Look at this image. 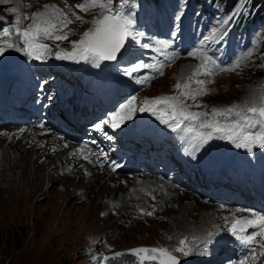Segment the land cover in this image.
Listing matches in <instances>:
<instances>
[{"label":"rangeland","instance_id":"rangeland-1","mask_svg":"<svg viewBox=\"0 0 264 264\" xmlns=\"http://www.w3.org/2000/svg\"><path fill=\"white\" fill-rule=\"evenodd\" d=\"M234 1L236 3L240 0ZM79 2L81 0H67V6L64 0H16L14 5L9 4L8 6L0 2V32H2L8 16L10 24H13L17 15L31 16L34 12L42 11L44 5L54 4L65 12L71 8L85 23L69 24L64 29L71 33L68 39L62 42L55 41L50 49L54 52L55 45H59L70 51V41H78L85 31L92 28V20L100 12L99 9H93L85 13L76 7ZM211 2L212 0L162 1L164 5L161 8L163 18L149 15L148 23L144 21V15H142L145 10H142L141 14H137V28L144 33L140 37L144 43H149L150 38L155 35L161 36L164 40L172 39L175 17L181 11L183 17L179 21L180 34L175 38L171 47L162 51L161 59L154 47L145 49L140 45L128 43V51L120 57L130 51L133 52V57L126 62H117L115 66L111 65L112 71L109 80L126 88L123 92V96L126 97L124 104L135 96L134 107L138 109L146 99L178 96L185 104L191 106L190 111H207L209 115H211L213 107L228 108L252 102L259 104L260 98L264 97V30L262 34H258L257 39L252 40V43L242 47L232 46L223 51L215 41L210 40L201 44L203 38L211 34V30L217 25V22L223 19L220 16L227 17L233 10L230 7L231 1L229 3L228 1L220 2L219 6L221 7H218L217 10H213ZM252 2L256 7H264V0H252ZM114 4H117V0H114ZM198 4L202 7V14L210 13L211 19L215 22L206 24L199 35L194 34L199 29L193 31L194 25L189 22V30L186 34L192 33L196 37L188 35L180 40L182 31L185 33L183 24L186 9L189 7L190 12ZM14 8L18 11L13 12ZM217 14H219L218 18L215 17ZM154 19H159V21L154 22ZM29 22L25 21L24 27H27ZM220 27L222 28V25ZM7 39L9 37L3 36L0 38V43ZM196 48H202L208 55L217 58L218 62L225 67L231 68L237 60L240 61L239 66L234 70L217 71L212 76L205 75L204 70L201 69L200 74L193 77V72L200 63L195 62L194 57L188 56L187 53ZM183 50L185 52L180 53ZM49 60L50 57H47L44 61ZM136 61L154 65L155 68L163 64L162 74L155 68H146L134 73L131 77L124 75L123 69ZM145 77L148 78L147 82H137V78L144 79ZM189 77H192L191 81H189ZM196 80H204L206 83L198 85ZM177 84H180L181 88L178 89ZM184 84H188L187 89L183 87ZM197 88L204 89L206 94L197 95L195 99L185 98L181 95L184 91H192ZM196 105H200V107H196ZM187 126L189 125L186 124ZM258 130L259 127L252 129L253 132ZM181 132L184 137H189L190 133L186 130ZM32 136L34 137V135H28L27 139L19 140H11L5 136L0 137V264H103L101 258L115 251L135 247L174 249L179 246L180 239L192 238L196 235L204 237L209 232L218 234L222 229L223 231L218 237L220 244L216 247L214 254L210 253L216 241L209 245L208 255L193 256L192 260L186 259V264H223L221 262L226 258L222 256L226 253L228 227L231 219L237 216L235 211L203 203L197 197L186 193L188 191L185 188H188L182 181L181 185L175 186V189L172 186H167L173 191L169 190L166 198L165 195L159 198L161 192L156 190L153 195L147 193V199L141 201L146 208L138 207L137 209L136 207L134 213L127 210L122 215L118 212L116 214L117 207L109 208L111 200L121 199L126 189L132 191L135 187L134 184L138 182L136 180L140 181L141 178L127 179L123 176L125 178L123 180L122 175H111L104 170L95 169L91 170L96 172L87 175L83 169H79L85 178L95 176L94 178L98 181L99 178L106 177L107 182L103 186L104 193H101L102 190H100L99 193L87 198L83 192L76 193L79 188H85L87 185L82 181L76 182V178H73L72 182L60 179V176L54 171L58 169L56 166L61 163L54 165L55 161L45 162L43 148L38 151L39 157L34 160L12 152L11 147L14 145L29 146ZM211 142L221 144L222 140L216 139ZM38 143L46 147L41 138ZM225 145L232 147L233 144L225 141ZM45 150L47 151V149ZM222 152L223 158L220 162L229 160L228 152L226 150H222ZM250 154H255L257 160L250 162L247 158V155ZM11 155L19 162L14 161L15 164L10 165ZM198 155L199 153L196 154V160L199 159ZM238 161L247 169L258 166L260 173L264 174V165L260 166V163H264V149H259L257 152L243 150L236 156L234 163H238ZM110 177L115 179V185L110 181ZM87 182L89 181L87 180ZM158 184L164 185L161 182ZM111 185L113 186L111 187ZM155 195L156 197L158 195V201ZM169 201L171 204L167 203ZM100 209L102 210L101 215H98ZM147 212L153 214H143ZM236 218L244 217L237 216ZM174 254L179 255L178 253ZM255 256V259L251 257V264H264V256L259 255V250ZM182 264H184V258H182Z\"/></svg>","mask_w":264,"mask_h":264},{"label":"snow or ice","instance_id":"snow-or-ice-1","mask_svg":"<svg viewBox=\"0 0 264 264\" xmlns=\"http://www.w3.org/2000/svg\"><path fill=\"white\" fill-rule=\"evenodd\" d=\"M67 6V0H64ZM81 0L76 7L81 11L88 13L93 9H99V15L92 20L93 27L85 31L78 41H70L71 51L55 45L56 50L51 52L55 41L67 40L70 32L64 31L71 23H85L80 16H77L71 8L67 12L61 10L54 4L44 5L42 11L31 14L17 15L11 27H6L0 32V35L9 37V39L0 43V56H3L7 50L14 49L23 53L29 60L44 61L49 56H54L56 60H71L79 63L84 61L99 68L102 62L116 61L119 56L128 51V43L140 45L145 49L152 48L149 43H144L140 37L144 33L137 28L138 5L135 0ZM13 12L18 9H12ZM234 15L225 17L217 22V25L211 30V34L205 36L201 41L204 44L207 41L222 42L229 34L228 25L235 22ZM183 17V12H178L175 17V27L170 40H159L156 43L160 46L155 51H163L171 47L175 38L180 34L179 21ZM25 21H30L27 27H24ZM220 25L225 27L221 28ZM14 37V38H13ZM49 41L53 42L50 44ZM22 45V46H21ZM132 55V53H129ZM190 57H197L201 63L193 72V77L200 74L201 69L208 76L214 75L217 71L234 70L239 66L240 61L233 63L231 68L221 65L217 58L208 55L202 48H196L187 53ZM175 59V57H173ZM160 65L155 68L154 65L146 64L143 61H136L123 69V74L133 76L134 73L142 69L155 68L162 74ZM144 79L137 78V82H147ZM192 77H189V81ZM198 85L206 83L204 80H196ZM211 82V81H207ZM185 89L188 84H184ZM177 88H181L177 84ZM206 94V91L197 88L192 91H184L181 95L185 98L195 99L197 95ZM136 97H131L125 104L120 105V110L111 114L109 119H105L94 125L99 131H104V125L110 124L114 129L120 128L122 122L132 119L135 112L134 101ZM145 105L151 107H140L141 112L150 111L156 116L161 124L166 125L173 131L194 132L189 147L184 148L186 155L196 159V154L206 149L210 142L221 139L232 143L236 148H243L251 152L254 148L264 149V97L260 98L257 105L255 102L245 105H235L228 108H211L209 112L190 111V105L184 103L178 96H162L152 100H145ZM200 107V105H196ZM186 122L189 125L186 127ZM259 127L258 131L252 129ZM107 136V133H105ZM108 139L112 137L108 136ZM103 166V165H101ZM118 166V165H116ZM115 170V166L113 168ZM237 211H250L238 209ZM152 215V212L143 213ZM254 229L248 232L247 229ZM228 231L235 241L246 250L232 264H247L249 257L256 258L257 247L259 255L264 256V214L251 211L250 217L233 218L229 224ZM217 233L209 232L204 237H193L191 241L187 237L179 240V246L174 249L165 247H141L133 249L130 253L117 252L112 256L102 257L103 264H184L186 259L192 256H206L209 254V245L217 239ZM257 237H260L257 241ZM174 253H178L174 254ZM135 259H126L128 255Z\"/></svg>","mask_w":264,"mask_h":264},{"label":"bare ground","instance_id":"bare-ground-1","mask_svg":"<svg viewBox=\"0 0 264 264\" xmlns=\"http://www.w3.org/2000/svg\"><path fill=\"white\" fill-rule=\"evenodd\" d=\"M0 2L3 4V5H5V6H8L9 4H11V5H14V2H16V0H0ZM18 4V3H17ZM14 38V37H13ZM157 41H159V40H155V44H157L156 42ZM158 45V44H157ZM13 51H11L10 49L9 50H7L8 52H10L11 54H14V55H16L18 52L17 51H15L14 49H12ZM194 60H195V62H198V63H201V61H200V59L199 58H197V57H194L193 58ZM3 65V64H2ZM151 107V106H150ZM150 114H151V112L150 111H145L144 112V118H141L140 119V121L138 122H136V123H138V124H144V123H146L147 122V120H148V118H149V116H150ZM14 138H11V140H13ZM32 141H31V143H30V145L29 146H22V145H20V144H17V145H14L13 147H11V149H12V152L14 151L15 153H18L20 156H22V155H24V156H27V157H29V158H33V160L34 159H37L38 157H39V150H41L42 148H43V154H44V156H45V162H49V163H51V162H53V161H55L54 162V165L56 164V163H61L59 166L57 165L56 167L58 168V169H56L55 171H54V173L55 174H57V175H59L60 177V179L62 178V179H66V180H69V181H73V178H76V182H80V181H82L84 184H86L87 185V187H85V188H79L77 191H76V193L77 192H83V194H84V196L85 197H87V198H89V196H93V195H95V194H97V193H99V191L100 190H102V192L101 193H104L103 192V186H104V184L107 182L106 181V177L104 178V176L103 177H101V179L99 178V180L97 181V179L96 178H92V177H89V178H85L83 175H82V172L80 171V170H82L83 169V167L81 166V165H74L73 163H71V162H69L68 161V159H67V152H65V151H63V152H56V153H53V156L51 155V154H49L45 149H46V147H43V146H41L39 143H38V140L40 139V138H38V137H36V136H32ZM15 140H19V139H15ZM14 140V141H15ZM3 144V143H2ZM13 144V143H12ZM29 144V143H28ZM7 148V147H6ZM4 149V148H3ZM241 150H246V149H243V148H236L235 146H234V149L232 150V158H233V156L234 157H236L239 153H240V151ZM7 151V150H6ZM246 151H248V150H246ZM10 152V151H9ZM10 154H12V153H10ZM41 155V154H40ZM8 156H9V153H8ZM7 156V157H8ZM52 156V157H51ZM14 156L13 155H11L10 156V158H9V162H10V165L12 164V163H14V161H17V162H19V160H15V158H13ZM57 161V162H56ZM63 162H66V163H63ZM63 163V164H62ZM15 164V163H14ZM70 164H73L74 166H72V165H70ZM13 166V165H12ZM55 167V168H56ZM80 169V170H79ZM113 175H115V174H113ZM120 176V175H119ZM108 178V177H107ZM139 178H141V180L139 181V180H136V181H138V182H136L134 185H135V187H134V189L132 190V191H130V189L128 190V189H126L125 190V193H124V195L122 194V198L121 199H113V200H111V203H109V208L111 207V208H114L115 209V207H117L116 208V214H117V212L119 213V214H123V213H125L127 210H128V212H130L131 211V213L133 212L134 213V208H136L137 207V209H138V207H143V208H146V206L144 207L143 205H145L144 203H141V201L143 200V199H147V193H150V194H155V191L156 190H160V192H161V195H160V197L159 198H161V197H163L164 195H165V198H166V195H167V192L169 191V190H172L171 188H168L167 186H172V187H174L171 183H168V182H164V181H162V180H160V179H157V178H153V177H149V176H143V177H139ZM139 178H137V179H139ZM149 179V180H148ZM87 180L89 181V182H87ZM123 180H124V178H123ZM110 181L111 182H114V185H115V179H113V178H111L110 177ZM121 181V180H120ZM135 181V180H134ZM131 182H133V181H131ZM158 182H161V183H163L164 185H162V186H160L159 184H158ZM125 183V182H124ZM113 185H111V187H112ZM120 187V186H119ZM118 187V188H119ZM121 188V187H120ZM124 191V190H123ZM173 191V190H172ZM180 192H186V191H180ZM186 193H189V192H186ZM160 194V193H159ZM158 194V195H159ZM189 194H191V193H189ZM115 195V194H114ZM158 195H157V197H156V195H155V197H156V200L158 201ZM170 195V194H169ZM191 195H193V194H191ZM194 196V195H193ZM113 197V196H112ZM153 197V196H152ZM169 197V196H168ZM167 197V198H168ZM194 197H196V196H194ZM148 199H150V197H148ZM145 201V200H144ZM156 201V202H157ZM148 202V201H147ZM105 203H106V201H105ZM148 203H150V202H148ZM168 204H171V201H169V202H167ZM147 204V203H146ZM169 206V205H168ZM212 206H215V207H218V208H221V209H224V208H226L227 210L228 209H230L231 211H233V209L234 210H238V209H236V208H230V207H224V206H221V205H212ZM148 208V207H147ZM142 209V208H141ZM112 210V209H111ZM143 210V209H142ZM145 210V209H144ZM150 210V209H149ZM101 209L98 211V215H101ZM139 211V210H138ZM139 213V212H138ZM232 213V212H231ZM230 213V214H231ZM163 217V216H162ZM229 217V216H228ZM226 219V218H225ZM231 219V218H230ZM230 221V220H229ZM231 222V221H230ZM183 234V233H182ZM200 235V234H199ZM188 236H190V235H188ZM195 237H197V235L195 236ZM201 237V236H200ZM193 238V237H192ZM192 238H188V240L189 241H191L192 240ZM188 260H192L193 259V256L192 257H189V258H187Z\"/></svg>","mask_w":264,"mask_h":264},{"label":"trees","instance_id":"trees-1","mask_svg":"<svg viewBox=\"0 0 264 264\" xmlns=\"http://www.w3.org/2000/svg\"><path fill=\"white\" fill-rule=\"evenodd\" d=\"M220 1H228V3L229 1H231L230 7L235 3L234 0H216L217 3H220ZM243 1L244 3L241 4L239 10L237 11V13H239L240 15H236L235 22L227 26L232 31L244 29L249 25H252V23L254 22L258 23L259 17L264 19V9L257 15L252 8V0Z\"/></svg>","mask_w":264,"mask_h":264},{"label":"water","instance_id":"water-1","mask_svg":"<svg viewBox=\"0 0 264 264\" xmlns=\"http://www.w3.org/2000/svg\"><path fill=\"white\" fill-rule=\"evenodd\" d=\"M137 248H141V247L130 248V249L122 250V251H115V252L109 253L107 256H112V255H114V254L117 253V252L130 253L131 250H133V249H137ZM126 259L132 260V259H135V258L132 257V256L129 254V256H127Z\"/></svg>","mask_w":264,"mask_h":264}]
</instances>
